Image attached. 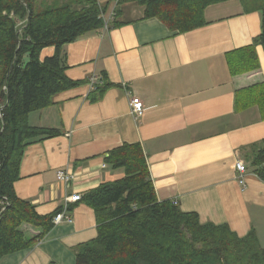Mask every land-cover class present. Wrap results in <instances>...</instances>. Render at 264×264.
Wrapping results in <instances>:
<instances>
[{"label": "crops", "instance_id": "obj_1", "mask_svg": "<svg viewBox=\"0 0 264 264\" xmlns=\"http://www.w3.org/2000/svg\"><path fill=\"white\" fill-rule=\"evenodd\" d=\"M97 2L105 27L64 46L65 75L79 84L27 116L29 126L59 135L25 147L17 197L40 216L52 214L66 196L123 177L122 169L105 164L104 154L137 144L159 201L196 213L201 223L226 225L238 237L253 230L264 249V181L251 166L264 145V52L253 47L257 67L241 64L248 55L239 52L260 34V11L240 0L212 4L203 26L178 33L145 18L135 2ZM54 52L44 48L40 60ZM92 75L95 88L88 83ZM133 97L143 109L136 118ZM237 162L245 165L243 184ZM58 170L74 180L58 182ZM69 216L0 264H76L80 247L97 237V221L83 201L70 205ZM20 229L29 239L41 234L27 224Z\"/></svg>", "mask_w": 264, "mask_h": 264}, {"label": "trees", "instance_id": "obj_2", "mask_svg": "<svg viewBox=\"0 0 264 264\" xmlns=\"http://www.w3.org/2000/svg\"><path fill=\"white\" fill-rule=\"evenodd\" d=\"M225 1L117 0V5L135 2L144 8L145 18H157L171 31L185 33L205 24L206 7ZM240 1L247 10L261 13L260 34L239 51L248 55L241 64L257 67L253 47L259 45L264 52V4ZM104 13L97 0L56 2L41 11L37 0H0V260L40 241L54 226L57 211L40 216L14 191L25 147L59 135L54 129L29 126L27 116L79 84L65 75L64 46L103 28ZM48 47L55 52L41 61L40 52ZM104 162L122 169L123 177L82 196L95 212L97 237L80 247L76 264H264V249L253 230L238 237L226 225L201 223L196 213L159 201L139 145L110 150ZM251 166L264 181V145ZM23 224L41 229V234L26 238Z\"/></svg>", "mask_w": 264, "mask_h": 264}, {"label": "built area", "instance_id": "obj_3", "mask_svg": "<svg viewBox=\"0 0 264 264\" xmlns=\"http://www.w3.org/2000/svg\"><path fill=\"white\" fill-rule=\"evenodd\" d=\"M95 81H96V76L92 75L88 80V83H89L91 88H95ZM129 106H130V112L135 118L142 115L143 109L140 106V102H139V99L137 97H133L130 100ZM235 168H236V171L240 174L239 175V183L243 184V175H244L245 170H246L245 165L242 162H237L235 164ZM56 179L58 182H61L64 185H68L70 182H72L74 180V176L69 171L58 170L56 172ZM81 199H82V196L76 192L66 196L64 198L63 204L57 210V212L55 213V215L52 219L53 225H57L61 222H70L71 221V218L69 216L70 205L81 201Z\"/></svg>", "mask_w": 264, "mask_h": 264}, {"label": "rangeland", "instance_id": "obj_4", "mask_svg": "<svg viewBox=\"0 0 264 264\" xmlns=\"http://www.w3.org/2000/svg\"><path fill=\"white\" fill-rule=\"evenodd\" d=\"M259 3H257L256 5L258 6L259 4H264V0H258ZM56 2H59L60 4H63V3H67L69 2V0H37V7H38V10H44L46 7L56 3ZM253 6V5H252ZM264 243V241H263Z\"/></svg>", "mask_w": 264, "mask_h": 264}]
</instances>
